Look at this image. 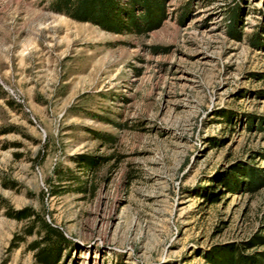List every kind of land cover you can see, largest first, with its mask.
I'll use <instances>...</instances> for the list:
<instances>
[{"label": "rangeland", "instance_id": "obj_1", "mask_svg": "<svg viewBox=\"0 0 264 264\" xmlns=\"http://www.w3.org/2000/svg\"><path fill=\"white\" fill-rule=\"evenodd\" d=\"M123 1L109 31L0 0V264H38L22 208L57 264L262 259L264 0Z\"/></svg>", "mask_w": 264, "mask_h": 264}, {"label": "trees", "instance_id": "obj_2", "mask_svg": "<svg viewBox=\"0 0 264 264\" xmlns=\"http://www.w3.org/2000/svg\"><path fill=\"white\" fill-rule=\"evenodd\" d=\"M125 3L127 2H124L123 0H55L53 9L56 12L64 14L74 20L96 23L106 30L115 31L117 30L116 26L121 25V22L119 21V19H121L120 15H123L126 12ZM128 3L130 5L133 3L136 8H146V13L151 10L149 6H146L147 4H144V0H128ZM108 17L110 19H112L111 17H114V19L108 20ZM128 17V20L124 21L123 25L133 24L132 21H129L132 17ZM101 19L105 21H102ZM77 163L88 170H93L96 165H98V162L95 159L78 160ZM233 171L235 173H232L239 179L247 177L246 173L244 172V168L242 167H240L239 170L236 169ZM68 172L72 177L71 172ZM70 180L78 181L79 178L72 177ZM222 183L224 184L226 182L220 181L216 186H220ZM73 191L85 192L86 189L83 186L78 185ZM56 194L57 192L55 191H51L49 193L51 196ZM6 215L9 218L15 219L17 221H23L32 218L29 226H27L24 230V235H31L33 233L34 227H36V224H38L43 231V235L40 236V239L33 242L30 246V249L35 252L34 258L36 263L57 264L58 250L55 248V245H57L58 242H65L61 232L54 228L50 223L40 218L39 215L30 208H22L15 211L10 210L6 213ZM18 240H20V237L17 235L14 236L12 239V244ZM262 241H264V237L254 236V238L251 240V244L259 245ZM260 256L262 259L258 257H251L248 259L238 250L233 248H225L218 250L216 254H213V256H208V264H264L263 254Z\"/></svg>", "mask_w": 264, "mask_h": 264}]
</instances>
